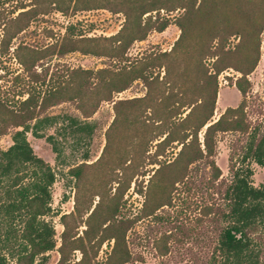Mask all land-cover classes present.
Instances as JSON below:
<instances>
[{
	"label": "rangeland",
	"instance_id": "obj_1",
	"mask_svg": "<svg viewBox=\"0 0 264 264\" xmlns=\"http://www.w3.org/2000/svg\"><path fill=\"white\" fill-rule=\"evenodd\" d=\"M199 1L0 0V97L13 104L27 94H42L54 87L64 90L65 99L77 94V98L66 99L42 113L54 119L41 124L37 132L41 136L33 135L30 130L25 134L33 152L47 162L54 173L49 188L50 211L43 219L54 230L55 247L47 252L42 264H55L58 260L56 247L63 231L60 215L68 214L65 218L68 233L77 236L85 228L97 201L98 211L90 219L93 225L107 215L113 197L119 201L121 212L126 216L139 211L153 170L158 163L171 161L180 148L176 141L157 145L164 136L162 132L169 130L172 137H179L181 133L192 131L202 117L204 107L194 109L183 126L185 130L172 126L179 116H171L176 109L185 110L180 115L183 117L188 110L185 104L199 98L197 102L203 99L204 106L207 105L208 92L214 82L217 83L218 94L210 121L219 116L224 106H235L239 102L241 97L233 81L240 74L229 67L214 73L211 65L214 57L209 53L201 56L202 71L196 69L195 65L199 62L197 45L202 41L204 31L212 26L224 35L237 26L246 29L249 22H243L244 17L258 18L264 12V0L204 2V6L200 7L211 13L214 23L195 24L192 20L188 21L186 32L173 47L180 32L175 22L183 13L182 7H196ZM216 3H219L217 8ZM147 9L151 10L141 17L137 16L140 10ZM158 17L168 20L162 31L151 29L143 39L131 41L124 49L120 46L114 53L117 42L108 37L116 34L123 25L126 31L133 28L135 21L139 20L142 24ZM226 37L224 49H233L238 45L236 53H232L228 61L246 67L251 52L247 37ZM258 39V60L246 75L249 89L243 108L250 129L260 123L264 115V24ZM209 46L213 51L216 40L209 41ZM59 47L66 51L58 54ZM79 49L101 54L83 53ZM120 51L121 54H118ZM162 51L167 54L158 55ZM21 61L25 62L27 69ZM126 67H143L146 82L135 79L122 91L112 92L109 99L98 101L101 95L90 87L108 78L111 72ZM73 69H87L90 74L72 73ZM98 69L107 71L96 73ZM132 97L143 98L124 107L126 120L123 125H112L114 102ZM95 100L98 101L95 110L88 117H83L81 109L87 110L88 103ZM203 131L204 128L197 132L199 142L202 141ZM11 132L12 129L0 136L1 149L11 143ZM237 135L234 132L215 135L212 158L222 177L229 176L228 157ZM53 146L56 152L51 149ZM84 155L86 160H83ZM82 161L92 164L84 167L79 180L75 181L67 169ZM249 167L251 184L258 186L263 183L264 168L253 162L249 163ZM192 199L197 201L202 198L195 196ZM172 201L173 206L177 204L176 198ZM191 209L193 205L184 212L185 215L192 214ZM147 224L146 219H140L126 233L128 247L137 259L134 264L158 263L154 248L141 238L147 232ZM111 245L112 241L101 244L96 257L98 261L105 259ZM73 252L70 259L77 260L79 253Z\"/></svg>",
	"mask_w": 264,
	"mask_h": 264
},
{
	"label": "trees",
	"instance_id": "obj_2",
	"mask_svg": "<svg viewBox=\"0 0 264 264\" xmlns=\"http://www.w3.org/2000/svg\"><path fill=\"white\" fill-rule=\"evenodd\" d=\"M207 1L216 0H200L196 7H182L183 13L175 22L180 32L173 47L186 32L185 25L188 21L192 20L195 24L214 23L211 13L201 8ZM217 4L219 3L215 4L216 8ZM149 10L151 9L140 10L137 16L141 17ZM243 22H249L246 29L237 26L226 32V35L247 37L251 52L247 57L246 67L233 65L228 61L231 54L236 53L238 45L233 49H224L223 41L227 37L213 26L204 31L201 37L203 39L197 45L199 62L195 65L199 70L201 56L209 53L214 57L211 63L214 73L228 67L237 71L240 75L233 83L241 97L239 102L235 106H226L215 120L210 121L218 94L217 83L214 82L212 90L208 92L207 105L204 106L203 99L199 102V98L195 99L185 104L188 105V110L183 117L180 115L185 110L176 109L171 116H179L172 126L177 130H185L183 126L194 109L204 107L203 115L192 131L181 133L179 137H172L169 130L162 132L164 136L157 145L176 141L180 148L171 161L160 162L153 170L139 211L126 216L121 212L119 201L113 197L107 208V215L93 225L90 219L98 211L97 201L90 211L85 228L77 236L68 233L65 221L68 214L60 215L63 231L56 247L58 260L55 264H134L137 259L128 247L126 233L140 219L148 222L147 232L141 238L154 248L157 264H264V182L253 186L249 179L250 162L264 168V115L259 125L255 124L250 129L243 111L249 89L246 75L258 60V35L264 24V12L258 18L244 17ZM167 24L166 17L144 21L142 24L138 20L134 22L133 28L125 31L123 25L108 39L117 42L114 50L120 46L124 49L131 41L143 39L147 31H162ZM214 40L216 47L210 51L209 41ZM65 51V48L59 47L56 52L62 54ZM79 51L101 54L87 49ZM116 52L118 50L114 51ZM165 54L167 53L162 51L158 55ZM21 63L25 66L24 61ZM105 71L107 70L98 69L95 72ZM143 71V67H126L113 71L108 78L94 83L90 89H95V93L101 95L98 101L107 100L112 92L122 91L135 79L146 82ZM75 72L80 75L90 74L87 69H73L72 73ZM95 85L97 87H93ZM63 91L54 87L42 94L26 93L25 98L13 104L0 97V136L12 129L11 143L6 148H0V264H42L47 252L55 247L54 230L43 219L50 211L49 188L53 183L54 173L49 164L33 152L25 134L30 130L33 135L41 136L37 133L41 124L54 119L53 116L42 113L66 99L77 98L74 93L65 99ZM141 98L143 97H132L114 102L115 114L111 124L123 125L126 120L124 107ZM98 101L88 103L87 110L81 109L83 117H88L95 110ZM202 128V141L199 142L197 132ZM221 132L238 134L235 139L237 144L233 145L228 157V177H222L212 158L215 135ZM106 140H109L107 133ZM51 149L57 151L54 146ZM83 160H86V155ZM91 164L82 161L69 166L67 172L78 181L83 168ZM195 196L202 199L194 201L196 199L192 198ZM173 198L177 200L174 206ZM191 205L192 214L185 215L184 212ZM104 241H112V245L105 259L98 261V249ZM73 251L79 253L77 260L70 259Z\"/></svg>",
	"mask_w": 264,
	"mask_h": 264
},
{
	"label": "crops",
	"instance_id": "obj_3",
	"mask_svg": "<svg viewBox=\"0 0 264 264\" xmlns=\"http://www.w3.org/2000/svg\"><path fill=\"white\" fill-rule=\"evenodd\" d=\"M234 88H235V87H234ZM235 90H236V88H235ZM236 92H238V91L236 90ZM238 96H239V93H238ZM238 98H239V97H238ZM226 106H228V105H226ZM226 106H224V107L221 109V111H222ZM230 106H234V104H231ZM221 111H220V112H221ZM220 112H219V113H220Z\"/></svg>",
	"mask_w": 264,
	"mask_h": 264
}]
</instances>
